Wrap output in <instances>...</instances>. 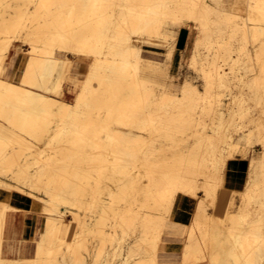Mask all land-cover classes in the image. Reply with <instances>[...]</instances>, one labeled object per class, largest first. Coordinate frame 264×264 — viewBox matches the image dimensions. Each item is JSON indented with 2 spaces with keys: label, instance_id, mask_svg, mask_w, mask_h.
<instances>
[{
  "label": "bare ground",
  "instance_id": "bare-ground-1",
  "mask_svg": "<svg viewBox=\"0 0 264 264\" xmlns=\"http://www.w3.org/2000/svg\"><path fill=\"white\" fill-rule=\"evenodd\" d=\"M210 1L219 5L218 11ZM224 10L221 0H0V195L10 197L0 200V264H85L81 256L85 233L103 240L117 228L126 231L136 218L142 219L144 244L135 240L127 250L129 254L142 248L143 256L131 259L120 247L113 252L118 257L115 264H160V227L165 216L141 214L131 205L139 202L145 209L154 205L158 212L168 214L178 198L198 197L200 175L208 191L211 183L202 166L210 153L202 151L211 146L205 139L192 142L193 126L200 119L194 108L202 99L201 91L186 79L179 96L178 90L140 76L141 57L132 59L136 41L131 33L155 31L161 37L159 23L164 17L178 28L195 22L204 36L212 29L211 16L222 15ZM246 12L247 18L236 26L245 37L257 38L264 31V0H246ZM170 35L166 30V41ZM113 37L119 41H110ZM15 38L28 46L18 79L5 66ZM68 55L90 62L86 78L70 102L61 98L65 74L57 69L60 58L68 60ZM223 61L228 65L237 59L230 55ZM224 65H215L207 74L222 86L233 80ZM259 84L264 89V82ZM154 85L161 88L155 91ZM208 111L219 121L235 114L222 104ZM184 130L190 131L187 136L181 135ZM252 136V131L243 133L239 140ZM256 142L262 151L250 160L251 178L241 204L232 199L217 219L198 198L194 217L204 218L209 228L201 222L185 226L181 263L194 262L208 241L207 264L257 262L249 255L255 244L251 236H261L264 217L252 220L250 206L258 202L264 216V133L253 144ZM239 144L231 142L230 146L241 150ZM27 150L33 152L27 154ZM197 168L202 172H196ZM20 193L40 199L47 212L35 254L29 259L19 256V241L14 257L4 254L8 212L25 209L10 203ZM64 207L77 222L69 239L66 234L71 224L64 230L68 221ZM84 209L94 215L82 218ZM58 253H63L62 260Z\"/></svg>",
  "mask_w": 264,
  "mask_h": 264
},
{
  "label": "rangeland",
  "instance_id": "rangeland-1",
  "mask_svg": "<svg viewBox=\"0 0 264 264\" xmlns=\"http://www.w3.org/2000/svg\"><path fill=\"white\" fill-rule=\"evenodd\" d=\"M109 1L119 2L121 0ZM221 2L225 7L224 13H222V15L211 16L212 29H208L204 36L201 35V27L195 22L188 26L178 28L172 27V20L164 17H161L162 19L159 23L160 30L163 33V35H160L161 37L157 36L155 31L143 30V33H141L142 31L131 33L134 34V37L131 35L133 41H136H134L136 43V56L134 58L132 57V59L137 60L141 57L139 64L140 76H144L146 79L159 81L176 91L178 90L177 94L179 96H182L181 90L179 89L186 79L191 80L196 85L197 89L201 91L200 94L202 99L198 102L199 105H195L194 108L196 116L198 118L200 117V119L197 125L193 126L192 142L205 139L207 141L206 143H208L207 145L211 146V148H204L202 151L203 153H210V156H207L206 165L202 166V170L203 172L207 171L211 186H208L209 190L205 191V187L203 186L205 178L202 175L198 176V197L190 198L194 200V209L199 198L201 200V206L207 209V212L217 219L222 218L220 216L224 215V210L232 199L236 205L241 204L242 197L248 191L246 189L247 183H249L251 178L249 173L250 160L254 155H258L260 154L258 152L262 151V146L257 142L253 144V142L260 133H264V89L262 88V84H259L260 81L262 83L264 82L262 81L264 79V31L261 32L257 38H247L236 26L237 23H242V21L247 18L246 0H221ZM210 3L212 9L218 11L219 5H214L212 1H210ZM116 7L115 9L117 10L118 7ZM221 19L222 22L219 21ZM262 26L264 27V23ZM166 30L171 31V35L168 37L167 41L164 38ZM111 32L110 30L109 33ZM112 33L117 36L116 33ZM111 40L115 43L119 41L117 37H113L110 41ZM13 41L14 46L8 54L5 62L6 65H4L6 66L8 74L18 79L28 58L26 54L28 46L26 43H23L20 38H15ZM230 55H232L234 59H237V62L224 65L223 60ZM68 58V60H65L63 57L60 58L57 69L58 71L63 69L66 77H64L65 79L63 78L64 81H61V93L64 95L65 90L68 96H63L61 98L70 102L72 101L73 95L79 90L81 82L86 78L90 62L84 61L82 58L77 59L73 55H68ZM259 63H261V67ZM215 65H224L223 69L229 72V76L233 78V80H231L232 82L228 83L226 86H222L217 81L209 79L207 74ZM257 75L259 76L257 77ZM256 77L258 79H256ZM256 83H258L257 86ZM93 85L96 86L97 83L94 84L93 82ZM157 87L160 86L154 85L153 90L156 91L158 89ZM67 88L69 90H67ZM220 104L225 105L228 109H232L235 114L233 116L227 115L224 121H219L214 115L209 113L208 109L216 108V106ZM186 131L184 130V133L181 135L187 136L190 131ZM250 131L253 132L251 140L245 138L239 140L240 135ZM236 141L240 142L239 147L242 151L239 149L235 150L230 146L231 142ZM36 144L41 148L44 147L43 143L36 142ZM31 152H33V150L26 151L27 154ZM48 152H46V154H48ZM168 153L167 155L171 156V151ZM238 160L247 163L248 167L246 171L242 173V184L234 188L230 185L228 166L230 163ZM197 169V171L193 169L194 172H202L201 169ZM218 174L221 175L220 180ZM5 201H8V199ZM178 201L179 198L175 201L168 214L163 211L158 212L154 208V205H151V208L147 209L141 208L139 202H137V204L134 202L131 205L135 212H140L141 214L150 212L165 216L163 226L161 224L160 227L161 236L158 247V260L160 264H183L180 261L182 258V249L187 238L186 233L184 234L183 232L185 226L198 222H201L202 226L208 224L204 218L196 220L193 213L194 211L191 213L188 221L185 222L179 219L176 215ZM262 201L264 202V196ZM10 203L25 209H12L8 212L6 220L7 222H12L17 229L18 239H9V233H7L6 228L4 235V254L8 256L7 249L11 242L17 244L19 241V244L22 245V247L24 246V251H27L23 256L32 258L33 248L39 235V228H41L45 222L47 214L44 210V203L40 201V199L32 197L27 193H20L19 196L14 195ZM138 207L140 208L138 209ZM250 208V213L254 211L252 212L254 214L250 215L252 220L264 217L259 213L258 202H253ZM65 210L66 208L64 207L63 211ZM65 213V218L69 222H65L64 230L68 224H71L68 226L66 234L67 239H69L74 233L77 222L71 220L72 216L70 212L66 210ZM257 214L259 215L257 216ZM81 215L82 218H88L87 215L91 216L94 215V213L84 209L81 211ZM251 216L255 217L252 218ZM141 220L140 218L134 219L133 225L126 229V231H123L122 228H117L115 231L116 236L114 232V237H106L103 239L104 242H102L103 240L100 238L85 233L83 236L86 246L81 251V256L84 258L85 264H115L117 263L118 257H113V252L120 247H123V255L126 254L125 256L129 257L131 255V259L135 260L140 259L143 256L142 248H139V250L141 249L140 251L138 248L133 249L134 252L129 254L127 249L129 245L132 246L135 243V240L140 246L144 244L142 227L141 224L139 225ZM262 221L264 223V219L261 220V223ZM136 224L137 226L135 227L134 225ZM262 224L261 229L263 230L264 224ZM207 227L209 228V224ZM245 228L246 225H243V229ZM262 230V233L259 232L258 234L261 236H256L257 238L251 236V240H254L255 244L249 255L251 257L254 256L253 258L256 257L257 262H255V264H264V231ZM240 234L243 235L242 237H246L245 232H241ZM140 236L141 238H139ZM259 240L260 242L262 241V243L258 244ZM207 246H209V241L204 244L205 249L199 250L196 260H193L194 262L191 263L190 261V263L185 264H207V259L205 258L208 249ZM136 247L137 246H135V248ZM238 247L235 249L239 250L240 247ZM57 257L62 260L63 253H58Z\"/></svg>",
  "mask_w": 264,
  "mask_h": 264
},
{
  "label": "crops",
  "instance_id": "crops-1",
  "mask_svg": "<svg viewBox=\"0 0 264 264\" xmlns=\"http://www.w3.org/2000/svg\"><path fill=\"white\" fill-rule=\"evenodd\" d=\"M228 1V0H225ZM67 90H69L67 88ZM64 96H68L67 93L64 90ZM248 165L247 163L238 160L234 161L229 164L228 166V173H229V179H230V185L231 187L237 188L242 184V173H244L247 169ZM1 199L9 200L8 195H0ZM194 211V200L190 197L182 198L178 201V208L176 210V215L179 219H182L183 221H188L190 218L191 213ZM6 228L8 238L11 240L18 239L17 238V229L14 227L12 222H6ZM5 228V230H6ZM18 245V243L11 242L7 249V255L8 257H14L16 255V249L15 247ZM33 256L35 254V246H34ZM27 251H24V246H19V256L23 259H29L23 256L24 253Z\"/></svg>",
  "mask_w": 264,
  "mask_h": 264
}]
</instances>
